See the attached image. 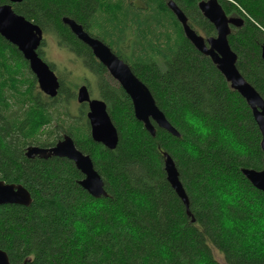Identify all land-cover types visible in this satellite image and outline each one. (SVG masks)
<instances>
[{
  "label": "trees",
  "instance_id": "obj_1",
  "mask_svg": "<svg viewBox=\"0 0 264 264\" xmlns=\"http://www.w3.org/2000/svg\"><path fill=\"white\" fill-rule=\"evenodd\" d=\"M170 1L193 30L215 36L198 9L205 0L12 5L94 75L119 142L114 151L95 143L86 106L77 116L71 111L76 92L58 77V97L45 96L23 55L0 36V181L22 185L33 199L30 207L0 206V250L11 264H220L216 251L225 264H264V193L242 174L263 168L259 127L246 101L185 38ZM219 3L228 17L244 21L231 29L229 44L239 72L264 100V0ZM64 17L129 65L179 138L156 126L150 136L129 96ZM66 135L91 157L107 197L81 188L84 176L67 159L26 157L30 146L50 148ZM164 152L176 164L190 215L167 181Z\"/></svg>",
  "mask_w": 264,
  "mask_h": 264
},
{
  "label": "water",
  "instance_id": "obj_2",
  "mask_svg": "<svg viewBox=\"0 0 264 264\" xmlns=\"http://www.w3.org/2000/svg\"><path fill=\"white\" fill-rule=\"evenodd\" d=\"M8 2L9 4L0 5V36L23 55L32 74L37 79L40 91L51 99L57 98L60 89L59 78L38 53L44 40L42 28L14 12L12 5L21 4L23 0H8ZM167 6L181 25L185 38L200 54L212 61L227 83L230 84L231 89L238 92L250 107L262 137L260 145L263 152V168L259 171L242 169V174L254 188L264 193V100L239 72L237 68L238 56L232 51L229 44L231 29L241 28L244 25L243 19L229 18L219 0L200 2L198 4L200 13L216 32V36L205 39L190 27L187 17L175 2L170 1ZM62 23L69 28L78 41L91 50L95 59L106 69L112 80L129 96L136 120L144 125V129L150 136L156 137L157 127L172 136L180 137L179 132L156 106L149 89L134 75L129 65L104 42L87 33L73 19L64 17ZM261 58L264 61V45L261 49ZM76 100L79 105L87 104L88 106L86 117L90 125L92 140L106 149L114 151L119 142V134L108 114L106 103L100 99H93L85 85L77 89ZM26 157L28 159H67L84 176L83 180L79 182L81 188L93 198L107 197L104 182L96 171L91 157L79 151L69 136H65L50 148L30 146L27 149ZM163 157L167 181L184 204L187 214L190 215L189 198L180 181L176 164L166 152L163 153ZM32 202L31 194L22 185L0 181V206L30 207ZM0 264H11L7 253L3 250H0ZM20 264H28V262L24 261Z\"/></svg>",
  "mask_w": 264,
  "mask_h": 264
},
{
  "label": "rangeland",
  "instance_id": "obj_3",
  "mask_svg": "<svg viewBox=\"0 0 264 264\" xmlns=\"http://www.w3.org/2000/svg\"><path fill=\"white\" fill-rule=\"evenodd\" d=\"M197 33L202 37H205L201 31L197 30ZM205 39L207 38L205 37ZM44 42L45 44L41 50L44 54V60L49 65L55 67V74L63 79L65 85L75 92H77V89L80 86L85 85L93 99H100L94 75L91 74L74 55L69 53L66 49L59 47L52 35H45ZM71 108L72 113L76 116L81 109L77 100L76 104L72 103ZM214 255L220 264H225L222 255L217 251L214 252Z\"/></svg>",
  "mask_w": 264,
  "mask_h": 264
},
{
  "label": "flooded vegetation",
  "instance_id": "obj_4",
  "mask_svg": "<svg viewBox=\"0 0 264 264\" xmlns=\"http://www.w3.org/2000/svg\"><path fill=\"white\" fill-rule=\"evenodd\" d=\"M215 36H216V34H215ZM92 53V52H91ZM73 55V54H72ZM93 55V54H92ZM94 57V56H93ZM95 58V57H94ZM79 62L80 63H82L80 60H79ZM88 70V69H87ZM89 71V70H88ZM90 72V71H89ZM91 73V72H90ZM92 74V73H91ZM38 84V83H37ZM79 105V104H78ZM79 106H86V108H87V113H88V106H87V104H83V105H79ZM87 115V114H86ZM90 133H91V131H90ZM67 136V135H66ZM65 137V136H64Z\"/></svg>",
  "mask_w": 264,
  "mask_h": 264
},
{
  "label": "bare ground",
  "instance_id": "obj_5",
  "mask_svg": "<svg viewBox=\"0 0 264 264\" xmlns=\"http://www.w3.org/2000/svg\"><path fill=\"white\" fill-rule=\"evenodd\" d=\"M262 139V138H261Z\"/></svg>",
  "mask_w": 264,
  "mask_h": 264
}]
</instances>
